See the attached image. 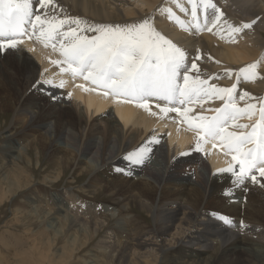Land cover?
<instances>
[{
  "label": "bare ground",
  "instance_id": "6f19581e",
  "mask_svg": "<svg viewBox=\"0 0 264 264\" xmlns=\"http://www.w3.org/2000/svg\"><path fill=\"white\" fill-rule=\"evenodd\" d=\"M118 1L125 2L128 7L130 4L133 6L130 0H54L63 9V13L58 12V15L79 16L89 22L133 23L151 17L156 29L185 49L190 57H194L199 50V67L205 77L219 74L217 79L209 80L210 84L218 87H231L237 80L231 85L222 83L220 79L224 71L210 64L211 58L214 59L213 63L226 65L233 70L261 60L258 78L242 80L237 85L236 102L240 107L256 102L248 98L240 100V95L245 91L253 97L264 99V59H261L264 57V0H214L225 14L223 19L228 17L229 23L240 25L257 21L252 29L240 33L238 41H230L227 34L221 35L217 29L199 33L194 29L189 31L181 28L175 19H169V14L164 11L166 8H171L181 19L190 21L189 0H179V4L188 11H182L176 0L172 3L171 0H137L143 2L141 9L131 6H124L125 10L117 6L108 7ZM159 4V12L166 21L159 17L158 12L152 11ZM33 7L37 10L38 5L34 3ZM197 15L203 17V11L199 8ZM58 59V51L36 41L0 53V61L9 71L0 73V99L3 103L0 102V106L6 110L12 108L11 111L15 112L12 123L16 126L21 122L23 134L22 139H13L12 124L9 130L12 134L7 136L12 145L4 146L5 150L0 155L3 195L13 193L8 192L11 183H22L23 172L26 176L27 172L33 171L35 166H31L34 160L29 151L35 147L39 154L42 148L48 159L54 162L59 174L64 172L60 170L68 168L73 171L87 168L88 188L105 190L123 203L122 207L110 214L104 207H92L84 203L86 198L82 197L83 202L78 206L80 215L75 217L66 200L60 195L53 196L55 200L51 202L52 207L58 209L45 210L41 217L52 224L62 225L55 227L54 232L57 233L53 236L64 229L70 230L73 236L71 240L74 239L75 244L78 234L86 237L92 227L97 230L98 218L110 219L112 215L118 222L109 227L108 238L113 239V246L100 240L107 246L99 243L97 252L109 253L112 259H121V263L158 264L160 255H164L165 260L161 262L169 264H264V187L260 186L264 178L258 177L260 183L247 182L243 187L232 188L231 174L218 172L220 167L232 162L231 156L211 152L209 158L204 159L205 156L202 157L195 150L196 132L187 122L180 123L182 117L179 119L169 113L167 117L161 118L133 104L86 92L77 85L89 87L90 82L81 80L76 84L67 75H62L59 66L50 62ZM51 77H55L57 83L61 78L68 80V83L63 89L41 83ZM232 77L227 81L234 80L235 71ZM23 83L26 84V91L22 94L16 88H21ZM32 90L38 93L41 100L44 98V102L36 101L31 96ZM15 91H18L16 97ZM69 92L72 93L71 99L68 98ZM24 95L34 100L22 102ZM205 101L199 106H191L193 110L189 114L192 113L193 117L200 113L215 115L211 110L224 104L220 99L205 106ZM151 112L159 113L156 110ZM64 113L67 117L61 120ZM258 119V113L251 118L244 115L238 123L246 124L251 129ZM98 120L106 124V129L95 125ZM128 126V131L124 132ZM247 129L232 127L229 130L242 132ZM153 137L159 143L148 144ZM163 137L167 145L174 149L165 147ZM145 144L150 149V159L144 165H133L126 159L128 153ZM204 149L208 150L207 146L203 145ZM37 161L41 162L39 159ZM26 185L29 186V183ZM230 188L235 201L239 199V202L226 195ZM31 198L27 199L29 205L37 208V205L31 204ZM131 205L138 206L143 213H149L153 222L146 223L136 217L134 212L128 211ZM217 214L231 217L237 222L243 221L247 227L243 230L229 227L218 219ZM20 218L15 213L14 222ZM38 243L35 242L31 248L35 261L43 254L37 247ZM151 255L155 257L151 259ZM142 256L145 257L144 261L141 260Z\"/></svg>",
  "mask_w": 264,
  "mask_h": 264
},
{
  "label": "snow or ice",
  "instance_id": "6c2138e0",
  "mask_svg": "<svg viewBox=\"0 0 264 264\" xmlns=\"http://www.w3.org/2000/svg\"><path fill=\"white\" fill-rule=\"evenodd\" d=\"M33 3L34 0H0V50L17 49L25 37L35 39L44 47L59 52L60 59L50 62L59 66L62 75L90 82L92 87L77 85L84 91H101L117 102L123 100L135 104L161 118L169 113L179 114L183 118L180 123L187 122L196 132L197 151H202L203 145L209 142L215 147L219 141L226 149L225 154L231 156L232 163L218 172L231 174L232 188L243 187L247 182L260 183L258 177L264 178V99L245 91L239 99L256 102H249L244 107L236 102L237 85L242 80L258 78L260 60L238 70L225 69L224 75L228 76L235 71L237 83L231 87H218L209 80L217 79L219 74L205 77L199 67V50L190 57L185 49L156 29L151 17L133 23L89 22L79 16L58 15L63 9L54 0H35L36 11ZM176 3L182 11H188L179 0ZM189 3L192 6L190 21L176 16L171 8L164 9L169 19H175L181 28L189 31L194 29L199 33L217 29L221 35L227 34L230 41H235L237 34L252 29L257 23L256 20L240 25L229 23L223 19L225 14L214 0H189ZM198 8L203 11L202 18L197 15ZM41 83L63 89L68 80L61 78L57 83L55 77H51ZM71 97L69 92L68 98ZM213 97L224 101L222 107L211 110L215 115H189L190 105ZM152 101L163 102L156 104L159 113L151 112ZM257 113L259 119L249 131L229 130L230 127L247 129L249 126L238 123L239 119L244 115L251 118ZM151 143H159V140L153 137L148 141ZM148 144L128 153L126 159L133 165H144L150 159ZM260 186L264 187V183ZM226 195H233L231 188ZM217 215L229 227L241 230L247 227L243 221Z\"/></svg>",
  "mask_w": 264,
  "mask_h": 264
},
{
  "label": "rangeland",
  "instance_id": "374dc122",
  "mask_svg": "<svg viewBox=\"0 0 264 264\" xmlns=\"http://www.w3.org/2000/svg\"><path fill=\"white\" fill-rule=\"evenodd\" d=\"M173 1L174 0H171L170 3H172ZM130 2L133 3V6L131 4L130 6L136 9H141L142 7L140 8V6H143V2L141 3L137 0H130ZM117 3L119 6L117 5ZM160 4L157 5L156 8H153L152 11L158 12L159 17L163 21H166L164 15L159 12L161 9ZM114 6H117L120 9L122 8L121 10L130 8V6L128 7V4H125V2L121 3L120 1L116 2V4H114L113 6L112 4L108 5L110 9ZM225 19L228 22L230 21L228 17ZM239 36L240 34L236 35L235 41H238L237 37L239 38ZM3 51L4 50H0V53H2ZM31 55L35 57L33 54ZM212 59L213 58H211L210 64H215L214 67L216 69L224 71L228 68L226 65H218L216 63H213L214 59ZM0 63V73H2L3 70H5V72H9L8 68L4 67L2 61H0ZM263 63L264 62L262 61V64ZM19 73L22 72L19 71ZM230 77L233 78L232 75H223L220 81L226 85H231L236 80V77L234 78V80L228 82L227 80H229ZM21 86V88L20 86H18V88L16 89L21 90L23 94V92L26 91V84L23 83ZM16 93L18 94V91H15V97ZM31 96L35 97L36 101L39 102H44L43 100H45L44 98L43 100H41V97L34 90H32ZM26 97L27 96L25 95L23 96L24 99L22 102H25L27 100V102L30 103L31 100H34L30 96H28V98ZM214 100L219 101L220 99L216 97L207 98V102L204 100L205 102L203 104L206 106L208 103L209 105V103L211 104ZM2 105L0 106V155L5 150L4 146L12 145L11 142L8 141L7 136L13 133V139L17 140L19 138H23V134L21 133L20 128L22 123L20 122V124L14 126L15 124H13L12 122L15 119V112L11 111L12 108L11 110H6L7 108ZM88 114L92 115L91 112H89ZM64 117H67L65 113L60 119L63 120ZM178 117L179 119H181L180 116ZM171 118L173 117L171 116ZM102 122V120H98L96 121L95 125L100 126L101 129H106V124L104 122L103 124ZM12 124L14 127L12 126ZM11 127H13L14 129L12 130V133H9ZM126 128H124V132L128 131L130 127L128 126ZM163 140L165 141V147H169L170 150L174 149L171 148V146L167 145V140H165L164 137ZM29 153L34 160L31 168L34 166L35 167L32 168V172H27L28 175L26 176L23 172L21 184L17 181L9 185L8 192L13 193L6 195H3L1 193L4 189V184L2 183V177L0 174V264H23L24 261H27L25 264H134L133 262L121 263L119 262V260L121 259H117V257L116 259H112L109 253H105L102 251L97 252V246H99V243L104 244V242H99L100 240H105L108 244L113 246V239L108 238L110 234L109 227L114 226L118 222L113 219L112 215H110L111 220L109 218H98L97 220L99 222V225L97 227V230L92 227L86 237L78 234L77 242L75 244L73 243L74 239L71 240L72 231L70 230L64 229L63 231L58 232L59 234L57 236H53L55 233H57L54 232L55 227L62 225L56 223L52 224L49 221H46L44 218H42L43 220L41 219L42 214L45 210L50 211L51 209H58V207H52L51 202H54L55 200L53 199V196L60 195L64 200H66L73 210L71 212L75 217L79 214L78 206L83 202L81 200L82 197L86 198V200H84V203H87L92 207H104L110 214L114 212L116 208L122 207L123 203L119 199L113 197L111 194L106 193L105 190L102 191L98 188L97 192L93 189L88 188L87 182L89 174L86 172L87 168H81V170L76 169L74 171L68 168L67 170H60L61 172H64L59 174L55 168L54 162L51 159H48L44 149L41 148L40 153L38 154L36 148L33 147L29 151ZM38 159L41 160V162L37 161ZM27 176L28 178H26ZM59 177L60 180L58 179ZM27 183H29V186L26 185ZM31 196V204L37 205V208H33L31 205H29L27 199ZM231 199L235 201L236 198L231 197ZM235 202H239V199H237ZM130 210L134 212L136 217H139L140 220L146 221V223L153 222V220L150 218V214L147 212H144V214L138 206L134 205L132 207L131 205V208L128 209V211ZM15 213L19 214L21 217L18 222H14ZM85 219L88 220L89 218L85 217ZM120 221L122 220L120 219ZM35 242H39L37 247H39V251L43 253L41 254L42 257H40L36 261L32 258V256L34 255L31 250ZM104 245L107 246V244ZM163 256L164 255H160V260H158L157 263L169 264V262H161L165 260L163 259ZM146 257H148V255ZM152 257L154 258L155 256L151 255L150 258L152 259ZM141 260L144 261L145 257L142 256Z\"/></svg>",
  "mask_w": 264,
  "mask_h": 264
}]
</instances>
